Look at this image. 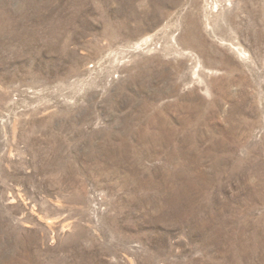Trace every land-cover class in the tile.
Returning <instances> with one entry per match:
<instances>
[{"label": "rangeland", "instance_id": "374dc122", "mask_svg": "<svg viewBox=\"0 0 264 264\" xmlns=\"http://www.w3.org/2000/svg\"><path fill=\"white\" fill-rule=\"evenodd\" d=\"M0 264H264V0H0Z\"/></svg>", "mask_w": 264, "mask_h": 264}]
</instances>
